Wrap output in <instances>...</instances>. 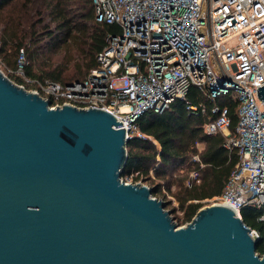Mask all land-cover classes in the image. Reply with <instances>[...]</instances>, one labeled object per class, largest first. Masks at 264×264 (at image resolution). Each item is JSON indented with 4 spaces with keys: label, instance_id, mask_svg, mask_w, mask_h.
<instances>
[{
    "label": "water",
    "instance_id": "95a60500",
    "mask_svg": "<svg viewBox=\"0 0 264 264\" xmlns=\"http://www.w3.org/2000/svg\"><path fill=\"white\" fill-rule=\"evenodd\" d=\"M121 124L102 108H52L0 69V264H264L230 206L178 226L148 184L127 183Z\"/></svg>",
    "mask_w": 264,
    "mask_h": 264
},
{
    "label": "built area",
    "instance_id": "2783aa9c",
    "mask_svg": "<svg viewBox=\"0 0 264 264\" xmlns=\"http://www.w3.org/2000/svg\"><path fill=\"white\" fill-rule=\"evenodd\" d=\"M93 2L98 21L122 28L107 38L98 65L84 79L63 83L27 76L24 57L16 70L25 80L21 85L31 86L52 108L106 109L123 123L118 128L125 127L129 139L144 135L136 124L144 112L162 113L197 86L213 103L188 108L211 110L215 116L204 123L205 132L222 133L225 146L239 155L223 192L203 202L226 204L241 218L245 206L264 208V100L258 94L264 85V0ZM225 94L238 100L235 131L229 107L216 101ZM192 160L200 161L199 154ZM201 180L194 169L185 184ZM251 234L258 237L254 229Z\"/></svg>",
    "mask_w": 264,
    "mask_h": 264
},
{
    "label": "trees",
    "instance_id": "16d2710c",
    "mask_svg": "<svg viewBox=\"0 0 264 264\" xmlns=\"http://www.w3.org/2000/svg\"><path fill=\"white\" fill-rule=\"evenodd\" d=\"M25 16L29 23H25ZM0 24H3L0 56L13 72H16L18 56L24 50L25 57H28L25 62L27 76L63 83L84 79L98 65L97 55L107 46V38L120 34L122 30L119 23L96 19L93 0H0ZM19 26L28 36L31 35L32 41H26L19 35ZM40 29L42 35L37 38ZM44 48L51 51L73 48V52L82 59L83 76L64 80L62 71L35 70ZM10 78L19 84L25 83L22 75L10 73ZM26 86L31 88L28 84ZM216 101L229 107L231 130L235 131L239 119L238 100L231 94H225ZM202 102L213 103L193 85L185 99H176L162 113L144 112L136 121L144 135L128 140V157L121 171L125 180L131 178L133 183L142 181L148 184L155 196L162 193L163 187L168 189L179 201L180 208L185 210L183 219L186 222L193 219L203 206V200L223 192L239 162L237 151L225 146L226 138L222 133L210 135L205 132L204 123L215 116L211 110L202 114L200 110L188 108ZM199 144L203 145L201 150ZM196 154H199L200 161L192 160ZM201 164L205 166L201 167ZM194 169L200 170L202 180L188 187L185 182ZM174 185L177 189L173 192ZM241 215L245 223L258 232L257 251L263 255L264 208L248 205L242 208Z\"/></svg>",
    "mask_w": 264,
    "mask_h": 264
},
{
    "label": "rangeland",
    "instance_id": "374dc122",
    "mask_svg": "<svg viewBox=\"0 0 264 264\" xmlns=\"http://www.w3.org/2000/svg\"><path fill=\"white\" fill-rule=\"evenodd\" d=\"M36 20H39V18H37ZM24 21H25V23H29L27 16H25ZM40 27H43V25H41ZM18 30H19L18 31L19 35L21 37H23L24 39L26 38V41H32L33 40V39H31V35L28 36V34L25 32V29L23 27L19 26ZM39 32L40 33L36 36L37 38H39L42 35L41 29L39 30ZM2 35H3V24H0V45L2 42L1 41ZM42 51H43V53H41L39 56V62L35 65V70H38L41 72L42 69H45L48 72L54 71L57 73L59 71H62L63 72L62 77L64 80H71V79H75L79 76L80 77L83 76V75H81L82 71H81V67H80L81 63H82V59L79 56H77L76 53L73 52L74 51L73 48H71V50L64 49V50H57V51H51V50H47L46 48H44ZM25 55L26 54L23 53V51L20 52V54L18 56L19 57L18 67L21 65L20 61L23 60ZM27 58L28 57H25L26 62H27ZM10 67L11 66L8 65L4 61L2 56H0V69H2L4 71V73L9 77H10V73L11 74H18L17 72H13V69H11ZM28 89H30V88H28ZM202 148H203V145L201 144L200 150ZM127 180L132 182L131 178H128ZM176 189H177V186L174 185L172 187L173 192L176 191ZM172 194L173 193L168 191V189L163 187L162 193L156 197L163 198L167 202L166 208L171 211L174 221L177 223L178 226H184V225L189 223V222L184 221V219H183L184 215H185V210L180 208L179 201ZM164 196H165V198H164ZM168 200H170V203L168 202ZM202 203H203L202 207L210 205V202H208V201L202 202Z\"/></svg>",
    "mask_w": 264,
    "mask_h": 264
}]
</instances>
